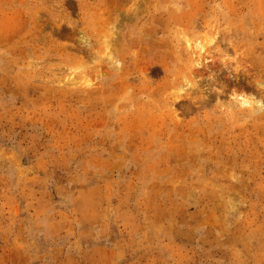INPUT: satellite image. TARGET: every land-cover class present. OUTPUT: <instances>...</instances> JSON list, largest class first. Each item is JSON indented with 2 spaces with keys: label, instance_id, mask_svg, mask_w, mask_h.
Returning <instances> with one entry per match:
<instances>
[{
  "label": "rangeland",
  "instance_id": "rangeland-1",
  "mask_svg": "<svg viewBox=\"0 0 264 264\" xmlns=\"http://www.w3.org/2000/svg\"><path fill=\"white\" fill-rule=\"evenodd\" d=\"M0 264H264V0H0Z\"/></svg>",
  "mask_w": 264,
  "mask_h": 264
}]
</instances>
